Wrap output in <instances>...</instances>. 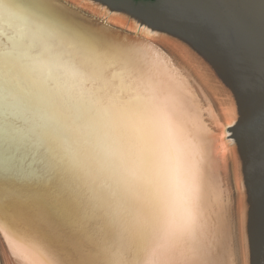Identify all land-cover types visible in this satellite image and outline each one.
<instances>
[{"label": "snow or ice", "instance_id": "6c2138e0", "mask_svg": "<svg viewBox=\"0 0 264 264\" xmlns=\"http://www.w3.org/2000/svg\"><path fill=\"white\" fill-rule=\"evenodd\" d=\"M126 3L130 16L142 12ZM225 11L242 27L253 9L229 0ZM147 76L133 48L81 23L67 0H0V223L38 237L55 264H127L176 223L182 178L195 227L198 177ZM235 125H219L233 146ZM236 162L243 264H264V169L245 178ZM254 189L258 232L248 227Z\"/></svg>", "mask_w": 264, "mask_h": 264}, {"label": "water", "instance_id": "95a60500", "mask_svg": "<svg viewBox=\"0 0 264 264\" xmlns=\"http://www.w3.org/2000/svg\"><path fill=\"white\" fill-rule=\"evenodd\" d=\"M160 1L137 0V6L155 5ZM67 2L74 9L76 18L81 23L130 46L137 53V60L147 67L148 76L145 81V91L149 94L155 93L165 101L166 113L170 120V128L176 144L181 145L184 140L193 149V155L190 159L193 170L198 162L203 169L204 182L197 179L196 192L199 193L205 185L207 194L202 197L198 204L201 212V223L195 234L197 252H195L193 262L190 264H226L231 256L230 243L232 236L230 232L233 231V225L228 188L225 187L226 182L223 177V173L225 175L227 168L224 165L222 173L221 165L224 157L222 159L221 154L226 156L225 152H227L230 155V161V147L233 144L230 140L225 141L220 138L219 125L224 122L212 125L210 129L211 124L207 113L195 103V97L188 89V84L191 81L195 82L191 76L193 75L191 70L186 68L180 53L169 43L158 38L157 35L159 34L152 27H143V24L120 17L111 9L101 8L85 0H67ZM248 2L251 4L253 11L248 23L242 27L234 26L225 11V6L229 3V0L219 3L221 5L220 23L216 17L213 19L209 15L208 19H205V27H210L208 29H211L213 36H220L217 41L223 44L224 51L227 50L230 55H232V50L234 54L242 53L238 47V43H241V41L257 44L259 47L264 48V0H248ZM207 5L206 11L219 8L218 5L212 4V2ZM191 19L194 18L191 17ZM263 61L264 59L260 58V63L256 66V63H252L248 59L244 60L245 68L249 70L246 77L247 85L243 84L241 76L244 97L251 95L247 91L253 93L252 88L256 77L254 72L257 75L260 72L258 69L264 72ZM230 63L235 69H239L237 61L231 60ZM261 75L263 74L261 73ZM186 79L189 83L186 82ZM197 99L199 100L198 97ZM214 104L220 110L218 103ZM187 109L193 111L194 118L187 115ZM235 127L237 129L240 126L235 125ZM236 135L238 137L237 133ZM219 150H221V154ZM259 155H261V152ZM255 161V154H252L250 167H255ZM187 196L189 195L185 194L183 188H179L176 223L163 233L146 237L139 244L136 251L128 257L127 264H187L183 252L185 247H182V244H175L186 233V226L191 220L188 217L185 221L178 223L177 219L178 215L187 210L184 203ZM257 208H259V201H257ZM212 211L215 216H219L217 219L211 217ZM223 223L229 241L225 240L224 234L220 236L218 233V228L223 229ZM6 225L0 223V264H55V257L46 243L34 235H28L30 250L16 241L20 249L13 242L14 238H9ZM192 229L195 233L193 227ZM228 245L229 251L226 249ZM202 248L203 252L201 253ZM19 252L25 255L21 256Z\"/></svg>", "mask_w": 264, "mask_h": 264}, {"label": "bare ground", "instance_id": "6f19581e", "mask_svg": "<svg viewBox=\"0 0 264 264\" xmlns=\"http://www.w3.org/2000/svg\"><path fill=\"white\" fill-rule=\"evenodd\" d=\"M85 1L91 2L104 9H111L120 17L152 27L154 31L159 34L157 35L158 38L169 43L180 53L186 68L191 70L193 74L191 76L195 82L191 81L190 84H188V89L195 97V103L199 108L201 107L200 109L205 110L207 113L209 123L211 124L210 129L212 125L225 122L229 117L236 121V126H240L237 128L238 143L235 146H229L231 149V160L229 161L230 155H228L227 152H225L226 156L221 154V150H219V153L222 159L224 157L221 165L222 173L223 166L225 165L227 168L225 175L223 173V177L227 184H225V187L228 188L233 225V231L232 233L230 232L232 236L230 243L231 256L229 258L228 254L229 260L226 264H243L244 257L241 251L243 244L242 230L236 226L240 218L242 197L240 195V189L235 187L233 163L236 162V153L238 152L240 159L235 163L236 170L242 171L244 177L247 178L252 154H255L256 164L254 168L257 174H259L261 169H264V121L260 119V114L264 111V72L258 68L257 69L260 71L259 75L254 72V76L256 77L252 88L253 93L247 91V93L251 95L246 97H244L243 94L241 76L243 84L247 85L246 77L249 74V70L245 68L244 60L248 59L252 63H256L255 65L257 66V64L260 63V58L264 59V48H262V46L259 47L257 44L244 43L241 41V43H238L239 50L242 52L241 54H234L232 50V55H230L227 53V50L224 51L223 44L217 41L220 36H213L214 34L211 32V29H208L210 27L205 26L208 15L213 19L216 17L220 23L221 5L219 3L225 0H161L155 5L138 6L142 9V12L135 16L129 15V6L126 0ZM211 2L212 4L218 5L219 8L208 9L206 11L208 7L207 4H211ZM191 17L194 19H191ZM231 60H235L239 63V69H235L231 65ZM261 73L263 75H261ZM186 82L189 83L187 79ZM216 102L220 110L216 108L214 104ZM232 105L235 106L234 112L230 111ZM187 115H191L192 118L195 116L193 111L188 109ZM229 131L232 130L229 129ZM177 147L179 151L189 158L190 162L193 149L189 147L184 140L181 145L177 144ZM260 152L261 155H259ZM190 166L192 168L191 162ZM194 171L198 180L204 182L203 169L199 162L194 166ZM181 184L182 186L180 185V189L183 188L185 194L191 195V186L184 182L183 178ZM197 187L198 181L195 185V196L197 201V215L195 227H193L195 233L191 227L192 219L188 208L185 212L177 216L178 223L185 221L188 217L191 219L186 226V233L175 242V244H182L181 246L185 247L183 252L187 264L193 262L195 252H197L195 234L201 223V212L198 204L202 200V197H205L207 194L205 185L199 193L196 192ZM257 190L258 189H254L253 194L249 197L250 223L248 227L250 232H258L261 227L260 206L257 208L258 197L255 194ZM211 217L217 219L219 216H215L212 211ZM6 230L9 233V238H14L13 242L17 246L19 243L30 250V244L27 239L28 234H21L17 230H13L9 225H6ZM218 233L220 236L224 234L225 240H228V233L225 230L224 223L223 229L218 228ZM226 249L229 251V245ZM202 252L203 248L201 249V253ZM19 254L21 256L25 255L22 252H19Z\"/></svg>", "mask_w": 264, "mask_h": 264}]
</instances>
